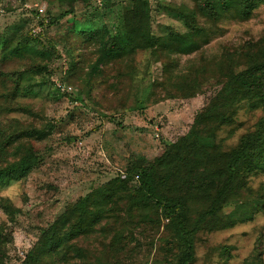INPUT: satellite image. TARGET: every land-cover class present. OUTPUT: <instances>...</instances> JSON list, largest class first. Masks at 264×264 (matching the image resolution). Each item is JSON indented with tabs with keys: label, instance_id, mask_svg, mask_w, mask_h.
Here are the masks:
<instances>
[{
	"label": "rangeland",
	"instance_id": "374dc122",
	"mask_svg": "<svg viewBox=\"0 0 264 264\" xmlns=\"http://www.w3.org/2000/svg\"><path fill=\"white\" fill-rule=\"evenodd\" d=\"M148 2L154 37L188 33L181 13L191 12L208 41L190 55L145 49L102 61L100 47L87 35L100 31L104 40L123 39L133 0H0V133L25 132L0 158L16 161L21 154L15 147L26 146L41 159L25 178L0 186V264H30L44 230L79 200L128 176L138 157L152 161L165 145L187 134L221 88L224 53L264 38V5L248 20L229 16L213 23L195 0ZM67 9L73 14L60 18ZM17 36L40 39L32 45L51 57H5L2 39ZM187 75L203 84L194 97H183L174 85ZM234 109V123L216 133V144L226 152L264 125V110L250 102ZM2 139L0 134V144ZM138 181L139 175L133 183ZM115 210L116 218L102 223L110 224L106 236L96 233L74 242L84 258L64 250L42 264L173 263L180 240L166 228L169 219L161 212L160 220L150 211L130 213L127 201ZM139 215L158 224L142 222ZM222 218L228 228L202 231L192 239L193 264H264V165L247 175L246 188L225 204ZM118 231L126 248L114 259L108 246Z\"/></svg>",
	"mask_w": 264,
	"mask_h": 264
},
{
	"label": "trees",
	"instance_id": "16d2710c",
	"mask_svg": "<svg viewBox=\"0 0 264 264\" xmlns=\"http://www.w3.org/2000/svg\"><path fill=\"white\" fill-rule=\"evenodd\" d=\"M74 1V0H68ZM199 12L216 23L224 17L233 16L248 20L264 5V0H195ZM67 9L60 18L73 14ZM189 32L156 38L151 33V7L148 0H133L132 11L124 18L126 34L123 39L109 37L104 40L100 31L87 35L90 41L100 47V60L125 59L139 50L149 49L154 53L165 50L169 53L190 55L201 49L208 41L207 30L194 23L191 12H182ZM55 22V21H54ZM57 22V21H56ZM44 25V24H42ZM33 42L40 39L16 37L3 38L5 57H23L26 53L49 59L50 53L39 51ZM53 51V50H52ZM219 88L208 104L196 114L187 134L165 145L162 153L154 160L138 157L131 162L126 177L118 176L111 183L79 200L63 214L50 228L44 230L28 261L42 264L61 255V251H72L74 256L84 258L75 241L100 233L106 236L110 230L108 222L121 202L127 201L130 213L135 210L150 211L152 215L170 220L172 232L179 238V251L170 264H193L195 249L192 239L202 231L213 232L228 228L222 218V211L231 199L246 188L247 175L264 165V125L247 133L241 143L231 151H223L216 144V133L223 126L234 123L235 106L248 101L253 109L264 110V38L250 42L239 51L225 52ZM98 71V68L96 69ZM183 97L196 96L201 88L198 78L190 75L175 82ZM126 134L131 129L123 123L117 124ZM0 156H5L13 143L25 135L24 131L9 133L1 130ZM21 154L16 161L0 158V186L7 185L28 176L41 161L26 146H17ZM139 175L138 183L134 178ZM10 207V209H9ZM5 209L12 213L11 206ZM142 222L158 224L154 219L139 215ZM100 227V228H98ZM2 234L0 233V243ZM122 232L118 231L109 242L114 259L125 250L121 245ZM104 246V244H103ZM64 260V259H62ZM66 260V259H65ZM165 259L158 264L166 262ZM1 263V256H0Z\"/></svg>",
	"mask_w": 264,
	"mask_h": 264
}]
</instances>
